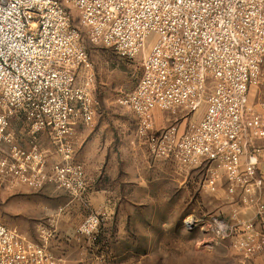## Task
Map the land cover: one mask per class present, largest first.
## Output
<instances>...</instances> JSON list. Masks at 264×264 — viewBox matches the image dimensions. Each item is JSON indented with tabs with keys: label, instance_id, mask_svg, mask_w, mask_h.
<instances>
[{
	"label": "built area",
	"instance_id": "2783aa9c",
	"mask_svg": "<svg viewBox=\"0 0 264 264\" xmlns=\"http://www.w3.org/2000/svg\"><path fill=\"white\" fill-rule=\"evenodd\" d=\"M89 37L119 57L139 59L135 87L119 102L137 120V133L156 158L207 165L205 185L216 191L225 174L227 193L264 195V102L249 106L264 65V0H0V174L39 189L52 183L82 197L85 171L74 159L73 123L92 125L99 113L95 75L71 9ZM199 121L184 132L176 125L155 132V110L182 109ZM18 114L30 134L46 132L58 160L33 145L15 143L11 118ZM249 199H243V202ZM264 224V201L253 199ZM105 218L91 212L77 228L93 241ZM213 237H239L235 246L251 256L264 247V227L210 217ZM185 226L195 224L188 217ZM0 264H60L59 258L16 229L0 223Z\"/></svg>",
	"mask_w": 264,
	"mask_h": 264
},
{
	"label": "rangeland",
	"instance_id": "374dc122",
	"mask_svg": "<svg viewBox=\"0 0 264 264\" xmlns=\"http://www.w3.org/2000/svg\"><path fill=\"white\" fill-rule=\"evenodd\" d=\"M71 12L95 75L93 94L99 113L94 131H136L137 120L119 100L138 82L140 60L123 59L113 48L92 40L74 8ZM253 94V104L260 107L264 102V65L260 85ZM179 111H165V126L176 117L200 120L204 106L196 113ZM27 126L18 129L22 138L30 131ZM78 128L89 130L85 125ZM147 149L129 147L121 152L123 169L114 167L111 173L106 157L100 162L101 170H95L92 162L85 169L97 183L113 192L122 188L126 195L117 200L114 193L107 194L110 201L104 204L126 212L103 222L92 242L78 241L77 228L94 210L96 200L82 202V197L58 190L52 183L34 189L0 174V223L45 245L58 258L67 259L66 264H264V247L245 256L235 246L236 235L225 240L213 237L207 221L210 217L226 218L227 204L216 194L218 188H206L207 165L186 166L173 159L156 158ZM225 178L220 172L219 179ZM188 217L195 220L191 229L184 224ZM115 224L130 228L115 234Z\"/></svg>",
	"mask_w": 264,
	"mask_h": 264
},
{
	"label": "crops",
	"instance_id": "0c3cea01",
	"mask_svg": "<svg viewBox=\"0 0 264 264\" xmlns=\"http://www.w3.org/2000/svg\"><path fill=\"white\" fill-rule=\"evenodd\" d=\"M255 88L256 87H253L250 89L248 93V97H247V102L249 106L258 108L257 105L253 104V101H254L253 90ZM259 100H260V96L257 97V101ZM251 103L253 105H251ZM179 112L181 114L182 112H186L188 114L187 111L182 110V109H180ZM166 113L167 112L162 111V110L154 111L153 120H154V126H155L156 133H159L163 128L167 127L165 126L166 123H164L166 120V117L168 119V116L165 115ZM181 118H182V115H181ZM182 119L183 120L181 119L179 120L176 117L174 119V122L171 123L170 125H176L179 128V132H184V130L186 129L187 125L190 122L196 121L192 119L191 116L190 117L185 116ZM11 125L12 126L10 130L13 133L14 141L21 148L23 152H27L31 149L33 145H37L39 149L46 151L48 153L49 164L58 160V156L55 153L53 142L50 140V137L46 132L38 134L36 135V137H34L30 134V131H26V137L22 138V136L20 135L22 131H18V129L21 126L25 127L27 124L24 121L23 117H21V115H18V114L13 115V117L11 118ZM79 125L84 126L85 124L82 121H76L75 123H73V127L75 129L73 142L75 145L74 159L77 163L83 166L84 171H85L86 181H87V190L85 194L82 196L83 198L82 202H86L89 199H95L96 200L95 205H94L95 208L92 212L101 213L105 218L104 220V223H105L108 220L115 217V215L118 216L120 215V213L126 212L124 211L122 207L115 208V207H110L109 204L108 205L104 204L105 201H108V203L110 201L108 200L107 194L114 193V196H113L114 199L120 200V199L126 198V195H124L125 192L122 188L121 189L119 188L113 192L109 188L103 186L102 184L97 183L98 181L93 180L92 177L88 176L85 169L89 167V163L92 162L93 167H95V170H101L100 162L105 157H106V160L108 159L107 166H108V171L110 170V173L112 172L114 167H117V169L119 168L123 169L124 159L121 155V152L127 151L129 147L135 151L147 149L148 145H147V142L143 138L139 137L137 133V129L136 131H100V130L94 131V129L97 126V116L92 125L90 126L85 125L86 129H89L88 131L79 129L78 128ZM136 125H137V121H136ZM132 137L134 139H132ZM258 145L264 146V140L259 141ZM147 150L149 151V148ZM160 159H163V158H160ZM96 160H99L97 164H96ZM259 161H260V164H259L260 171H261V174L264 176V158L260 157ZM203 165H206V164H203ZM120 174H122V171L120 172ZM223 180L224 181H221L220 179H218L217 181L218 189L216 191V194H218L220 198L226 201V204H227L225 207L226 208L225 210L226 219L229 221H232V219H238L244 222H252L256 229L263 228L264 224H262L259 221L257 214H256V208H255V205L252 203V200L260 199L264 201V195L253 193V192L247 193L241 189H237L235 193L229 194L227 193L228 182L226 178ZM115 182L116 184H119V182L117 181ZM222 182L225 183V188L224 187L222 188ZM245 198L249 199V201L243 202V199ZM128 228H130L128 224H123V225L115 224L112 227V231L115 232V234H117L118 232L125 233L128 231ZM118 237L122 238L123 236H116V239ZM80 240H84V239L78 238V241ZM59 261H60V264L67 263V259L65 258H59Z\"/></svg>",
	"mask_w": 264,
	"mask_h": 264
}]
</instances>
